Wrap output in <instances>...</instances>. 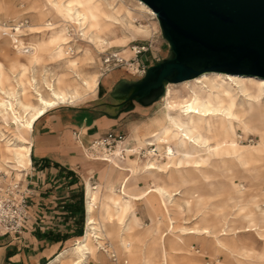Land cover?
<instances>
[{
	"label": "bare ground",
	"instance_id": "1",
	"mask_svg": "<svg viewBox=\"0 0 264 264\" xmlns=\"http://www.w3.org/2000/svg\"><path fill=\"white\" fill-rule=\"evenodd\" d=\"M45 1L56 13V16L64 21H77L79 24V21L83 20L87 24V31H89V36L91 35V40L99 39L100 34L115 35L116 30L114 29L118 20L105 9L103 2L106 6H111V2L108 0H69L60 3L54 0ZM134 1L147 15L158 20L157 14L151 8L140 0ZM119 6L126 9L130 15L131 12L126 8L123 0H120ZM7 10L8 7L0 0V14H7ZM49 26L51 24H45V27ZM0 27L3 29L2 26ZM29 28L30 30L36 29L34 26ZM136 29L143 31L142 27ZM21 32L19 30L17 34ZM38 34L33 32L34 36L27 43L29 53L25 57L26 65L18 66L12 63L10 66L12 73H16L14 76L15 86L12 85L10 77L4 75L3 66L0 64V143H2L0 163L8 175L15 172L19 177L24 175V172L31 166V134L35 123L49 110L60 105H74L88 95L96 96L98 86L95 77H83L77 71L79 63L88 59L89 49L84 50L80 60L68 58L65 57L67 54L64 45L67 42L63 28L58 30L52 28L37 38ZM12 40L17 41L18 47L26 46L21 39L12 37ZM98 41L100 44L104 43V40L103 42L101 39ZM45 44L48 45L46 49H44ZM41 52L47 53V55L43 56ZM42 61L54 63L67 61L76 85L72 84L66 76L57 77L53 83L47 82L46 78L43 77L46 86V90L43 92L38 87L34 74L30 76L27 84L23 80L27 70L30 67L33 72V67ZM181 83H185L187 88L185 96H182L180 90L170 86L174 84L167 86L164 95L163 116L156 120V133L151 137L153 141H148L146 145L153 147L156 145L154 142L164 143L166 146L163 155L168 162L176 161L175 169L183 182L187 179L181 174L182 172L192 175L193 170L201 171L202 165H206L205 163L211 158L213 152L217 157H220L222 199L217 222L220 231L218 236L214 235L216 244L228 257H234L240 264H257L247 260L252 255L251 250L240 244L237 236L243 232L257 231L258 235L264 237V230H262L264 227V210H261L260 205H258L259 194H254L251 190L244 192L245 189L239 187L234 181L239 174L238 161L245 164L249 162L251 157H239V150L234 140L235 128L233 124L234 121H238L244 128L252 125L261 131L263 140L259 144L258 151L264 153V79L255 76L206 72L192 80ZM133 91L135 93V90ZM134 93H130L128 96L119 95L117 99L124 101ZM237 96L243 97L248 103L250 115L247 122L238 120L235 115ZM6 133H9L10 136L8 137ZM210 140L215 141V145L211 146ZM121 149V147L117 148L112 160L118 159L117 156ZM139 150L138 147L132 149L133 152ZM146 153L150 156V160L145 165H140L138 161H130L127 167L123 168L119 165H113L112 160L107 163L108 168L106 174L103 175L104 178L107 179L112 171L123 175L120 178L122 193L120 198H117L112 190L99 196L90 182H86L84 235L76 245L61 251L47 264H68V260L71 261L70 264H91L90 260L96 259L99 250L103 247L104 228L113 224L116 219H123L130 210L131 219L125 230L130 231L133 227L138 226L133 203L143 200L150 206L148 197L151 193H156L162 206L166 207V202L169 203L170 198L176 194L170 195L167 188L161 185L140 191L135 183L147 176L155 181L162 171L159 166L154 165L155 155L153 151L149 150ZM258 161L264 166V159ZM262 172L264 174V170ZM200 174L204 175L203 172ZM206 176L207 174L204 175V177ZM169 179L175 180V177L172 175ZM110 182L112 183L111 180ZM97 204L101 208L99 220L94 216ZM250 207L251 209H249ZM255 210H258L259 214H256L258 212ZM238 221L247 223L243 227L244 230L234 227ZM195 233L196 230L190 228L185 234L194 235ZM201 233L214 234L209 228L202 229ZM182 243L180 238L178 240L158 238L153 241L154 245L150 252L151 254L154 252L156 258H160L162 263L158 262L157 264H176L173 256L178 255L177 251ZM120 246V254L128 258L129 264H135L136 257L129 251L130 241L124 240L120 242ZM259 256L263 258L264 254Z\"/></svg>",
	"mask_w": 264,
	"mask_h": 264
},
{
	"label": "rangeland",
	"instance_id": "2",
	"mask_svg": "<svg viewBox=\"0 0 264 264\" xmlns=\"http://www.w3.org/2000/svg\"><path fill=\"white\" fill-rule=\"evenodd\" d=\"M1 1L8 7V10L7 14H0V26L3 27V29L0 27V64L3 66L4 75L10 77L13 86H15L14 76L16 73H12L10 66L12 63L18 66L26 65L25 57L29 53L27 43L35 35H33V32L39 33L37 36L39 38L52 28H57V30L63 28L67 42L64 45V50L67 54L65 57L68 58H78L80 60L84 50L89 49L90 55L88 59L79 63L77 71L83 77H95L97 79L96 96L88 95L85 99L77 102V104L69 106L91 105L97 101V96H101V94L109 91L116 80L126 78L129 81H141L145 78L150 67L171 60L174 57L170 42L165 37L159 21L142 11L134 0H123L126 8L131 12L130 15H128L126 9L119 6L120 0H108L111 2V6L109 7L103 2L105 9L117 18L118 24L114 29L116 30V36L99 35V39L102 42L104 40V43L101 44L98 41L99 39H90L91 35L89 36V31H87V24L83 20H80L79 24H77V21H64L62 18L56 16V13L51 10V7L45 0ZM54 1L60 3L69 0ZM22 20H27L28 25L21 30V33H12L7 28L13 22ZM46 23L51 24V26L45 27ZM4 24L7 26H4ZM32 26L36 29L30 30L29 27ZM140 27L143 28V31L136 29ZM12 37L23 40L26 46L18 47L17 41L12 40ZM44 46V49L48 47L46 44ZM41 54L43 56L47 55L44 52H41ZM33 69L34 71L32 72V68L29 67L23 80L28 84L30 76L34 74L38 87L43 92L46 90L43 77L46 78L47 82L53 83L57 77L66 76L72 84L76 85L67 61L56 63L42 61L36 64ZM170 84L172 83L165 84L163 94L158 99V108L153 118L146 119L147 121L144 124L133 123L131 117L127 119L129 121L125 125L126 127H123L121 130V135L124 137V149L129 150L126 159L124 161L110 159L108 162L93 161V163L99 165V168H89L85 182L81 180L82 184L78 185V189H82L84 194V185L86 182H90L92 188L98 192L99 196L112 190L115 196L120 198L122 194L120 178L123 175L112 171L109 173L107 179L104 178L103 175L106 174L108 168L107 163L112 160L113 165H119L123 168L127 167L130 161H138L140 165H145L150 160V156L146 152L152 150L155 155L154 165L159 166L162 171L158 174L155 181L147 176L135 182L138 190L144 191L148 188L153 189L155 185H161L167 188L170 195H176L170 198L169 203L166 202V207L162 206L156 193H151L148 197L150 206L143 200L135 201L133 203V210L137 215L138 226L133 227L130 231L125 230L126 226L130 223L131 210L123 219H116L113 224L106 226L104 228L105 236L102 241L103 247L99 250L97 258L90 260L91 264H129L128 258L119 252L121 251L120 242L124 240H129L131 243L129 251L136 257L135 264H157L160 262V258H156L154 252L151 254L150 249L154 245L153 241L158 238L166 240L170 238L175 240L181 239L183 243L180 244V249L177 251L178 255L173 256L176 264H240L234 257H228L216 244L215 236H218L220 231L217 222L222 199L220 190L222 180V168L219 163L220 157H217L213 152L211 158L205 163L206 165H202L201 171L193 170V172L191 171L192 175L182 172L181 174L187 179L183 182L179 177L178 171L175 169L176 161L172 160L168 162L163 155L166 145L160 142H154L156 145L153 147L146 145L148 141H153L151 137L156 133L157 129L155 122L163 116L165 90ZM170 86L173 89L180 90L182 96H185L187 93L185 83H176ZM138 87H128L125 83L119 84L111 97L116 103H120L122 101H119L117 96H128V94L134 93L133 90L135 92L138 91ZM248 108L247 101L243 97L237 96L234 112L238 120L247 122L250 115ZM233 125L235 128L234 140L239 150V157H251L249 162L245 164L238 161L239 174L237 175L238 178L236 177L234 181L239 187L245 189L244 192L251 190L252 193L259 194L258 205H260L261 210H264V174L262 172L264 166L258 161L264 159V153L258 151V148H260L259 144L263 140L262 133L252 127V125L244 128L238 121H234ZM6 135L10 136L9 133H6ZM1 144L0 147L2 146ZM209 144L213 146L215 145V141L210 140ZM136 147L140 148V150L133 152L132 149ZM151 162L153 161L151 160ZM200 172H203L204 175L207 174V176L204 177ZM24 175L19 177L15 172L8 175L2 163H0V177H4V180H2L8 183H19L22 190L25 189ZM172 175L175 177V180L169 179ZM255 212L259 214L258 210H255ZM100 215L101 208L97 204L94 216L99 220ZM83 224L82 235L79 236L78 233L77 238H81L85 232V206ZM246 225V222L238 221L234 224V227L244 230L243 227ZM190 228L196 230L194 235L185 234ZM204 228H209L214 234H202L201 232ZM262 230H264V227ZM11 237L8 235L0 237V239L6 238L10 240ZM237 238L240 244L251 250L252 255L247 260L252 261V263L264 264V257L259 256L264 254V237L258 235L257 231H252L240 233ZM79 240L76 243L63 247L59 253L72 248ZM95 244L97 245V243ZM156 246L159 248L158 245ZM51 259L44 264H47ZM67 263L70 264L71 261L68 260Z\"/></svg>",
	"mask_w": 264,
	"mask_h": 264
},
{
	"label": "crops",
	"instance_id": "3",
	"mask_svg": "<svg viewBox=\"0 0 264 264\" xmlns=\"http://www.w3.org/2000/svg\"><path fill=\"white\" fill-rule=\"evenodd\" d=\"M123 80L137 83L118 79L95 103L60 105L35 123L31 166L24 175L32 205L31 225L21 236L0 239V264H44L80 239L86 183L84 194L78 185L85 182L89 168H99L86 157V149L109 132L122 134L130 117L133 123L144 124L158 108V100L143 104L127 97L116 103L111 96Z\"/></svg>",
	"mask_w": 264,
	"mask_h": 264
},
{
	"label": "water",
	"instance_id": "4",
	"mask_svg": "<svg viewBox=\"0 0 264 264\" xmlns=\"http://www.w3.org/2000/svg\"><path fill=\"white\" fill-rule=\"evenodd\" d=\"M140 1L157 14L174 57L150 67L137 83L121 81L141 85L130 100H158L165 84L206 72L264 79V0Z\"/></svg>",
	"mask_w": 264,
	"mask_h": 264
},
{
	"label": "built area",
	"instance_id": "5",
	"mask_svg": "<svg viewBox=\"0 0 264 264\" xmlns=\"http://www.w3.org/2000/svg\"><path fill=\"white\" fill-rule=\"evenodd\" d=\"M10 25L4 24L10 32L16 33L24 29L28 21L13 22ZM123 144L124 137L121 134L109 132L90 144L86 149V157L90 160L106 162L114 158L116 149L121 147L117 158L124 161L129 150L124 149ZM3 178L0 177V237L21 236L30 229L31 225L30 197L28 191L22 190L19 183H8L3 181Z\"/></svg>",
	"mask_w": 264,
	"mask_h": 264
},
{
	"label": "trees",
	"instance_id": "6",
	"mask_svg": "<svg viewBox=\"0 0 264 264\" xmlns=\"http://www.w3.org/2000/svg\"><path fill=\"white\" fill-rule=\"evenodd\" d=\"M74 211H76L75 209H74ZM82 220H81V223H84V211H82ZM82 234H81V231L79 232V236H81Z\"/></svg>",
	"mask_w": 264,
	"mask_h": 264
}]
</instances>
